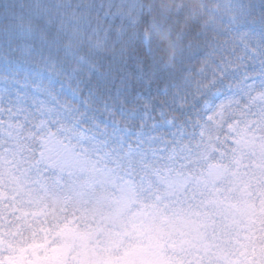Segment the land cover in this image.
<instances>
[{"label": "clouds", "instance_id": "obj_1", "mask_svg": "<svg viewBox=\"0 0 264 264\" xmlns=\"http://www.w3.org/2000/svg\"><path fill=\"white\" fill-rule=\"evenodd\" d=\"M0 264H264V0H0Z\"/></svg>", "mask_w": 264, "mask_h": 264}]
</instances>
